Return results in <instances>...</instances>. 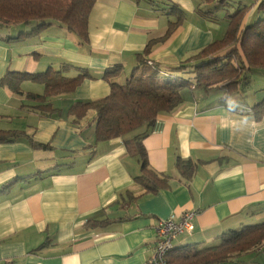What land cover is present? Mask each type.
<instances>
[{"label":"crops","instance_id":"1","mask_svg":"<svg viewBox=\"0 0 264 264\" xmlns=\"http://www.w3.org/2000/svg\"><path fill=\"white\" fill-rule=\"evenodd\" d=\"M205 1L97 0L88 44H80L75 34L57 24L12 41L7 37L17 34L11 29L19 28L0 27V129L24 133L0 143V264H147L158 223L190 210L198 212L194 231L176 238L173 247L212 246L230 229L264 222V126L234 131L233 121L248 113L228 116L220 91L185 90L178 108L158 116L142 144L150 166L170 176V187L143 196L144 187L135 181L141 158L124 140L144 128L97 142L94 112L81 120L68 113L76 101L110 93L111 83L103 77L109 66L122 64L123 71L111 82L126 83L140 63L137 55L175 20L163 10L169 2L192 17L186 16L170 39L153 45L144 56L148 63L176 65L221 39L227 26L198 11ZM64 63L72 65L65 75L76 77L82 67L91 77L73 92L51 98L61 114H42L38 102L2 83L8 71L43 72ZM24 82L28 92L45 91L44 84ZM256 120L264 121V109ZM177 156L198 164L191 180L177 170ZM106 221L110 224L104 228L93 227ZM220 264H264V243Z\"/></svg>","mask_w":264,"mask_h":264},{"label":"trees","instance_id":"2","mask_svg":"<svg viewBox=\"0 0 264 264\" xmlns=\"http://www.w3.org/2000/svg\"><path fill=\"white\" fill-rule=\"evenodd\" d=\"M97 0H0V27L15 26L16 36L7 39L20 40L39 35L42 31L57 24L75 34L80 44L90 42L89 19ZM151 3L157 0H148ZM258 0L251 5L238 7L234 14L226 13L228 21L226 33L221 39L215 40L199 52L187 57L176 65L165 67L161 63L149 64L144 56L151 53L153 45L158 41H166L181 27L186 19V12L178 4L169 2L167 14L175 15L170 21L166 33L148 42L143 53L137 57L140 60L126 83L111 82L114 76L123 71L122 64L109 66L103 77L110 81V93L92 101H76L68 109V113L76 120L85 118L91 111L95 128L96 141H108L144 128V132L124 142L128 150L137 152L141 158V173L135 181L141 184L145 191L142 194H156L170 187V176L155 171L147 161L143 138L161 113L172 112L184 102L185 90H202L209 92L218 90L233 92L243 83H248L253 69H264V15L261 14L253 22L247 17ZM155 4V3H154ZM258 9L264 12V0H260ZM204 16L213 19V12L201 11ZM211 15V16H210ZM217 20V19H214ZM24 25V28L20 30ZM144 64H147L144 68ZM72 67L64 63L60 69L49 67L43 72L8 71L2 83L9 86L15 93L27 99L38 102L36 108L42 114L58 113L51 103V98L64 93L73 92L84 78L91 77L86 68H80L76 77L64 74ZM33 81L44 84L43 94L25 92L21 83ZM24 107V105H22ZM264 99L256 103L252 113L259 118L263 113ZM24 133L16 130L0 129V143L13 142L23 138ZM34 145L51 148L43 142ZM198 164L190 159L177 156L176 168L185 180H191ZM42 174V172H37ZM36 175V174H35ZM29 177H24L27 179ZM16 180L4 186L9 188ZM122 220V219H120ZM110 224L94 222L93 227L104 228ZM264 243V222L244 225L240 229H230L217 238L216 244L200 248L197 244L173 247L167 254L168 264H220L232 260L239 255L258 248ZM41 245L38 249H41Z\"/></svg>","mask_w":264,"mask_h":264},{"label":"rangeland","instance_id":"3","mask_svg":"<svg viewBox=\"0 0 264 264\" xmlns=\"http://www.w3.org/2000/svg\"><path fill=\"white\" fill-rule=\"evenodd\" d=\"M258 2H260V0H258L257 3ZM253 3H254V0H206L205 4L202 5V7L200 6L198 7V11L213 12V14H211L213 16L212 18L220 19V23L223 26L225 25L228 27V23L225 20V15L227 12H229L230 14H234L238 10V6L240 5L251 6ZM185 12H187V16H189L190 18L192 17V13L190 11L185 10ZM201 14L203 13L201 12ZM261 14H262V11L257 9L254 17L253 18L251 17L250 22H253L254 20H256V18H259L258 16H260ZM172 17L176 19L175 15H172ZM21 27L22 28L20 30L24 28V25H22ZM15 30H18V29H15ZM15 30L14 28H12L11 32L14 34H17L19 31H15ZM224 30L226 33L227 28L225 27L223 31ZM146 66L148 65L144 64V68ZM163 66L168 67L167 65H163ZM23 83L24 85L22 86ZM23 83H21V87H22L21 89L25 92H28V90H30L29 86L25 87L26 82H23ZM32 83H36L35 85H37V87L38 85L40 87L43 86L42 83H39V82H32ZM216 93H220V92L217 91ZM232 93L240 97L246 109L248 108L247 107L248 104L251 106L249 107V109H251L256 103L261 102L264 99V69L263 68L253 69L249 75L248 83L246 84L243 83L237 89H235ZM221 95H223V93Z\"/></svg>","mask_w":264,"mask_h":264},{"label":"built area","instance_id":"4","mask_svg":"<svg viewBox=\"0 0 264 264\" xmlns=\"http://www.w3.org/2000/svg\"><path fill=\"white\" fill-rule=\"evenodd\" d=\"M149 63L153 62L149 61ZM197 213L195 210L186 211L179 218L171 217L158 223L154 254L147 264H168L167 254L173 248L174 240L194 231V219Z\"/></svg>","mask_w":264,"mask_h":264},{"label":"clouds","instance_id":"5","mask_svg":"<svg viewBox=\"0 0 264 264\" xmlns=\"http://www.w3.org/2000/svg\"><path fill=\"white\" fill-rule=\"evenodd\" d=\"M223 110L228 116L232 114H241L247 111L248 114L240 115L239 119L233 121V130L239 133H246L258 126H264V121L258 122L255 114L247 110L242 103L240 97L234 95L230 91H225L222 96Z\"/></svg>","mask_w":264,"mask_h":264}]
</instances>
